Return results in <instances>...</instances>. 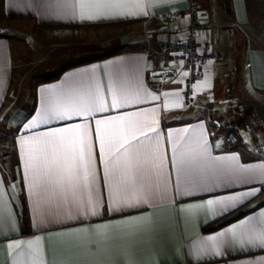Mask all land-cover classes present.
Wrapping results in <instances>:
<instances>
[{
    "label": "crops",
    "instance_id": "crops-1",
    "mask_svg": "<svg viewBox=\"0 0 264 264\" xmlns=\"http://www.w3.org/2000/svg\"><path fill=\"white\" fill-rule=\"evenodd\" d=\"M60 2L0 0V16L4 21L30 23L40 29H84L104 24L138 22L150 23L153 29L149 38L139 40L145 42L142 47H122L91 60L73 63L34 84L33 104L29 112L23 114L18 125L19 131L14 137L17 177L11 180L9 169L3 168L0 162V181H3L0 209L4 213L0 222V264H14V261L28 259L15 253L10 255L8 243L37 238H40L45 264H52L59 257L80 261L81 264H125L129 257L126 246L120 242L112 244L111 253L96 252L94 249L88 252L87 240L84 241V250L70 252L67 242L77 237L62 234H74L77 229L115 224L139 216L151 217L153 221L150 231L136 237L135 259L139 261L151 264H259L264 261V248L248 244L241 247L228 238H221V255L201 251L209 244L208 237L218 236L243 221L251 219V224L246 227H264L261 224L264 177L223 176L218 174L217 168L228 164V161H199L187 165L179 179L181 184L186 180L198 181L207 190L197 187L193 195H177L178 172L172 162L174 145L180 146L176 160L179 161L181 151L186 153L188 159L190 148L187 142L190 141L191 147H195L203 136L213 158L238 156V163L244 168L264 165V0H230V13L225 11L219 0H155L151 6L149 0H143L147 15L116 16L94 21L73 19L70 14L57 8ZM133 2L129 0V3ZM192 3L197 4L195 20L205 35V48L211 51L213 59L199 76H185V72L180 71L174 81L166 83L160 90L150 82L148 74L153 69L169 67L164 47L171 41L186 37L191 23L189 9ZM131 10L139 11L136 8ZM50 78L55 79L46 81ZM13 82L12 44L8 37L0 36V109L12 93ZM97 85L104 96L106 111H94L86 117L72 114L70 118L52 119L25 130L24 125L37 118L49 97L45 90H54L57 94L51 97L53 103L57 98L72 102L78 98V93L89 89L94 91ZM110 87L120 90L127 97L115 108L112 107ZM153 95L160 99H152ZM165 101L169 105L167 111L163 108ZM177 104L182 107H176ZM232 104L240 106L237 113H231L234 110ZM249 110H253L252 125L247 129H236L242 145L237 140L238 145H234L233 137L236 135L232 132L231 123L241 119ZM116 117L139 122L147 133L145 137L139 130L135 132L143 147L154 144L158 139L160 151L165 155L163 177L167 182V198L161 200L154 196L149 203L142 204L138 209H125L123 213L101 211L99 216L81 219L62 216L59 223L37 225L23 178L20 137L87 124L97 168V187L107 197L100 142L95 134L96 120L106 121L99 126L101 134L106 140L118 144L124 122L114 119ZM153 120H158V124H153ZM147 125H152L156 131H151ZM185 129L188 131L185 132ZM169 133L172 134L171 139ZM247 138L252 141L248 142ZM104 159H107L106 154ZM253 189L259 191L254 196L244 197L234 208L216 216L207 215L204 211L192 214L182 211L189 205L203 204L208 199L239 195ZM22 204L26 206L27 223L22 221ZM239 208L245 211L239 218L218 229L203 232L204 228Z\"/></svg>",
    "mask_w": 264,
    "mask_h": 264
},
{
    "label": "snow or ice",
    "instance_id": "snow-or-ice-1",
    "mask_svg": "<svg viewBox=\"0 0 264 264\" xmlns=\"http://www.w3.org/2000/svg\"><path fill=\"white\" fill-rule=\"evenodd\" d=\"M155 0H149V6ZM143 0H61L57 4L66 14L73 19L81 21H94L109 19L116 16L147 15L144 11ZM139 9L134 12L131 9ZM186 76L187 73H184ZM49 93L42 110L37 118L24 125L25 130L38 126V123H47L52 119L70 118L72 114L88 116L94 111H106L104 96L99 85L95 90H87L78 93V98L72 102L57 98L53 103L51 97L57 94L54 90H45ZM112 95V107L115 108L127 99L123 93L115 88L109 89ZM151 95V93H147ZM167 96V94H164ZM159 100V96H152ZM176 107H182L177 104ZM164 110L169 109L167 101L163 105ZM153 111H157L153 109ZM133 115V114H129ZM139 115V114H135ZM121 120L123 129L119 143L106 140L101 134L100 125L106 123L96 120V137L100 142L101 162L104 164V179L107 186V197L97 187V168L93 158V146L90 141L89 126L87 124L70 125L66 128L52 129L42 134L21 136L19 140L20 156L23 161V178L27 184L28 194L31 199L32 212L35 214L37 225L61 222V217L76 219L95 217L101 215V211L123 213L125 209H138L142 204L149 203L154 196L161 200L167 198V182L163 177L165 155L160 151L159 141L143 147L139 138L135 135L137 130L142 136L147 133L140 127L138 121L127 120L124 117H116ZM158 124V120H153ZM151 131H156L152 125H147ZM185 132L188 130L185 129ZM169 139L172 134L169 133ZM133 141L136 143L134 144ZM190 148V158L186 159V153L180 152L179 161L176 153L180 146H173V164L177 167L178 179L176 182L177 195H193L194 189L205 186L195 180H186L181 184L179 175L186 171V166L199 161H228L217 168V172L223 176L250 178L253 176L264 177V165L255 168H244L239 165L238 156L213 158L209 152L208 142L203 136L195 147L187 142ZM107 146V151L105 148ZM107 159H104V155ZM117 173L119 175L117 176ZM153 176L155 180H153ZM3 181H0V189ZM259 189H253L234 196H225L218 199H208L203 204L189 205L182 211L192 214L204 211L207 215L216 216L234 208L244 197L254 196ZM86 193V195H85ZM10 215V214H9ZM4 213L0 209V222ZM261 224H264V213L261 214ZM251 219L243 221L240 225H234L226 232L218 236L208 237L209 244L201 251H211L221 255V238L239 243L264 248V227L250 228ZM153 228L151 217L139 216L131 219L120 220L115 224H100L91 229H77L74 234H62L76 236L77 239L69 240V251L85 249L84 241H88L87 251L111 253L112 244L120 242L126 246L128 259L125 264H151L135 259L137 247L136 237ZM82 237V238H81ZM94 238V239H93ZM10 255L25 256L26 261H14V264H45L40 247V238L30 241H13L7 244ZM18 250V251H17ZM52 264H81L80 261L59 257ZM115 264V262H112ZM264 264V261L259 262Z\"/></svg>",
    "mask_w": 264,
    "mask_h": 264
},
{
    "label": "rangeland",
    "instance_id": "rangeland-1",
    "mask_svg": "<svg viewBox=\"0 0 264 264\" xmlns=\"http://www.w3.org/2000/svg\"><path fill=\"white\" fill-rule=\"evenodd\" d=\"M152 29L150 23L146 22L120 27L75 30L40 29L30 23L4 21L0 16V36L10 39L14 63L12 93L0 113V162H2V167L9 165V174L17 177L12 142L19 131V121L23 114L29 112L33 104V86L37 81L57 73L68 65L122 47H142L145 42L139 40L149 38ZM232 107L234 110L231 113H237V109L240 108L239 105L234 104ZM236 129L238 128L232 126V132L236 135L233 137V143L242 145ZM236 140L240 143L237 144ZM247 141L252 140L247 138ZM3 154H7V157H3ZM3 161L8 163L5 165Z\"/></svg>",
    "mask_w": 264,
    "mask_h": 264
},
{
    "label": "built area",
    "instance_id": "built-area-1",
    "mask_svg": "<svg viewBox=\"0 0 264 264\" xmlns=\"http://www.w3.org/2000/svg\"><path fill=\"white\" fill-rule=\"evenodd\" d=\"M197 9V4L192 3L189 9L191 23L186 37L171 41L164 47L169 67L153 69L148 74L150 82L160 90L166 83L174 81L180 71L187 73L189 77L199 76L213 59L211 51L205 48V35L195 20Z\"/></svg>",
    "mask_w": 264,
    "mask_h": 264
},
{
    "label": "trees",
    "instance_id": "trees-1",
    "mask_svg": "<svg viewBox=\"0 0 264 264\" xmlns=\"http://www.w3.org/2000/svg\"><path fill=\"white\" fill-rule=\"evenodd\" d=\"M220 3H222L225 11L227 13H230L231 7H230V0H219ZM125 25H129V23H114V24H104V25H99V26H89L86 28H99V27H120V26H125ZM66 29H81V27H64ZM91 60V59H90ZM55 78H50L46 81H51ZM7 102H4V104L2 105L1 109H0V113L3 110V108L5 107ZM252 119H253V110H249L241 119H239L236 122H232L231 126H235L238 129H247L248 127H250L252 125ZM12 153H13V157H14V161H15V165L17 166V156H16V151H15V146H14V140L12 142ZM4 153V152H3ZM3 157H7V154H3ZM8 162L4 161V164L6 165ZM6 169H10V166L8 165L6 167ZM10 179L13 180V175H9ZM22 221L24 223H27L28 221V215H27V210H26V206L25 204H22ZM245 211L243 210V208H239L238 210H236L235 212L231 213L229 216L217 220L216 222L210 224L209 226H207L206 228L203 229V232H209L215 229L220 228L222 225L228 224L232 221H234L235 219L239 218Z\"/></svg>",
    "mask_w": 264,
    "mask_h": 264
}]
</instances>
